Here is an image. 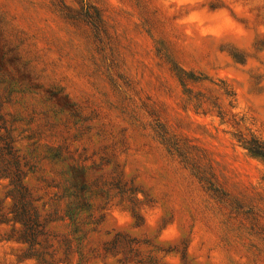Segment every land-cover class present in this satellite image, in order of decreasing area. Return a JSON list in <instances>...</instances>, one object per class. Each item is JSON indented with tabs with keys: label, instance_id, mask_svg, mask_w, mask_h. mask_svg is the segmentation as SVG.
I'll return each instance as SVG.
<instances>
[{
	"label": "rangeland",
	"instance_id": "1",
	"mask_svg": "<svg viewBox=\"0 0 264 264\" xmlns=\"http://www.w3.org/2000/svg\"><path fill=\"white\" fill-rule=\"evenodd\" d=\"M0 113L47 231L0 264H264V0H0Z\"/></svg>",
	"mask_w": 264,
	"mask_h": 264
},
{
	"label": "trees",
	"instance_id": "2",
	"mask_svg": "<svg viewBox=\"0 0 264 264\" xmlns=\"http://www.w3.org/2000/svg\"><path fill=\"white\" fill-rule=\"evenodd\" d=\"M85 6V15L88 16V6L86 4ZM179 75L183 78L182 74ZM182 81L184 82V79ZM0 120H2L1 113ZM3 124L4 122H0V173L2 177L8 179V189L5 198H9L10 203L6 209H4V206H2L0 202V224L11 222L12 230L19 234L17 239L28 243L30 248H34L36 245H41L40 237L47 234V231L43 228L42 222H40L41 216L36 201L24 182L27 173L24 169L25 166H28V170H30L34 165L25 161L24 157H20L18 154V147H16L10 131H8ZM249 150L256 154L264 155V152L260 151L259 148H252L249 146ZM48 153H51V150H48ZM59 157L57 152L54 153V159ZM59 160H61V158ZM79 169L80 168L76 167V165L68 167V181L71 183L68 189L72 188L76 193L92 190L95 195L98 194L100 190L94 191L89 181L85 180L87 186L80 182V173L76 175V170L79 172ZM80 177H82V174ZM76 193H74V196H76ZM85 195L86 192H84L83 196ZM83 200L86 199L81 198L79 202L76 201V204L73 200L70 201L71 217L76 215L77 219L80 211L89 210L91 205L86 204ZM17 224L19 225L18 227H16ZM42 241L46 242V237ZM41 259L42 257L40 260Z\"/></svg>",
	"mask_w": 264,
	"mask_h": 264
}]
</instances>
